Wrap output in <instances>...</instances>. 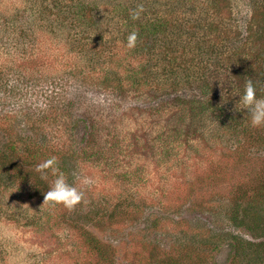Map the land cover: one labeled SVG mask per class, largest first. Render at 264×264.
<instances>
[{"label": "rangeland", "instance_id": "obj_1", "mask_svg": "<svg viewBox=\"0 0 264 264\" xmlns=\"http://www.w3.org/2000/svg\"><path fill=\"white\" fill-rule=\"evenodd\" d=\"M72 1L76 3L78 0H0V37L5 35L7 38L8 29L5 30L4 27L9 24H14L11 28L13 33L16 28L15 19L31 31L32 24L37 26L34 33L38 38H42V35L48 36L51 33L49 20L57 21L58 15L62 18L67 16L66 12L60 11L59 4H69ZM83 1L133 4L137 9L142 6L140 16L143 12H148L152 19L160 15L169 21L170 30L161 44L153 46L155 52L149 53L152 56L145 53L148 56L138 55L134 58L129 52L131 64L139 67V64L149 62L153 73L147 75L145 84H138L130 91L115 93L112 87L107 89L100 84L103 66L99 65L104 62L100 55L94 62L99 66L96 72H92L95 66L91 69L88 67V58L81 59V65L87 67V75H93L88 76V82L74 75V70L62 67L63 62H56L60 63L56 68L40 63L36 69L27 67L24 72L27 73L25 81L34 79L38 83L29 86L34 87V90L28 92L23 105L34 108L37 110L35 114L41 116L57 109L61 118L53 128L61 127L62 131L68 133V138L74 133V129L65 127L64 121L71 123V120H77L79 116H86L88 108L93 111L92 104L96 105L93 116L101 112L111 114L117 108L112 107L118 105L119 112L113 113L105 129L108 136L104 135L112 138L109 134L115 133L112 131L113 127L121 139L128 138L129 134L139 133L138 138L143 139V145L130 143L133 146L130 147V154H121L110 167L103 162L99 166L96 161L99 167L94 169L93 161L89 160L92 153L85 142V128L83 125L77 127L76 138L70 147L77 154L81 153V156L70 165L71 174H66V177L72 179L71 184L84 193L83 200L79 203L81 214H76L77 207L68 209L63 206L66 222H63L64 225L54 224L49 227L44 225V217L30 221L27 219L33 217L40 206L42 212L45 211L47 206L41 205L38 197L27 193L0 192V264H79L83 260L92 264L93 254L81 245L82 234L77 229L79 227L94 234L101 241L100 247L107 245L102 252L96 253L99 254L96 258L100 264H238L236 252L239 245L232 241V236H239L256 244L255 242L264 240V232L251 233L240 229L230 215L231 207L235 197L245 193L247 197H255L252 187L257 176L264 170V156L240 159L228 154L220 157L221 160H216L206 155L210 152V148L206 147L203 158L206 159V166L194 170L189 165L187 168L191 169L190 175L187 171L188 175L181 171L179 179L174 172L171 173L170 162H165L166 156L153 150L152 145L145 140L151 133L159 136L161 131L152 132L157 126L161 130L173 129L169 120V123L165 122L170 117H164L161 124L148 120L145 126H140L143 131L138 129L143 124L142 121L140 124H135L134 121L137 118L141 120V113L135 107L138 102L145 114L158 103L174 104L178 94L177 100L189 99L195 93L198 94L196 87L187 90L188 80L197 82V78L193 79L196 76L194 64L187 56L209 50V44L205 43L208 35L216 34L214 39L223 37L229 42L234 41V36H246L245 29L251 19L254 4L251 0ZM42 19L45 23L41 22ZM5 23L6 26H1ZM62 29L55 30L56 34L51 33L52 41L47 39L43 44L38 43L37 53L40 49L43 52L48 50L52 54L56 52L54 49L65 47L68 42V28ZM123 38L124 35L117 32L107 38L109 41L105 46L113 47L116 51L123 47V52L131 51L136 54L135 49L129 50L125 43L122 44ZM189 43L191 45L188 46ZM6 47L7 49L0 47L4 54L0 67L4 69L3 72L11 74L14 81L16 75L20 76V66L25 62L11 55L14 51L12 52L9 45ZM69 48L73 49L74 45H69ZM120 57L123 58L122 55ZM69 61L79 64L73 58L68 59L70 64ZM178 64L180 67L177 68ZM172 69L176 71L173 72ZM11 85L15 86V83L11 82ZM2 96L1 99L4 98ZM71 99L84 105L83 109L80 111L75 108L73 113L68 111L64 116L63 107ZM16 102H19L18 99L8 100L6 108H0V113L3 110L8 113L13 110L17 113L21 111L19 114L25 113V107L13 106ZM177 109L176 106L172 108L173 115H177ZM122 113L129 116L124 117ZM19 119L25 120L23 117ZM94 135V143L97 144L95 149L99 147L102 150L109 142L101 137V132L96 131ZM151 137L152 140L156 139L152 135ZM198 141L202 143V140ZM138 154L143 157L139 158ZM124 170L136 173L124 174ZM124 175L131 178L124 180ZM249 202H254L250 205L262 214L261 224L264 226V202L255 201V198ZM97 205L104 210L99 212L97 218H93ZM194 231H198L202 238H196L198 233H193ZM206 239L217 245L205 246L202 241ZM249 249L255 247L250 246L247 250Z\"/></svg>", "mask_w": 264, "mask_h": 264}, {"label": "trees", "instance_id": "obj_2", "mask_svg": "<svg viewBox=\"0 0 264 264\" xmlns=\"http://www.w3.org/2000/svg\"><path fill=\"white\" fill-rule=\"evenodd\" d=\"M227 1L225 0V2ZM251 2L254 4V8L251 19L246 25V36H234V41L229 42L223 37L214 39L216 34L208 35L205 43L209 44L210 49L197 54L194 52L187 56L194 64L196 76L193 79L197 78V82L188 80L187 90L196 87L199 90L197 91L198 94L195 93L189 99L177 100L179 99L177 98L178 94L175 96L174 104L169 102H166L169 103L166 105H164L165 102L158 103L155 108L145 112V114L139 106V102L135 105L136 111L141 113V120L137 118L134 123L140 124L142 121L143 124L138 126L140 130V126H145L148 120H155L156 123L161 124L164 117H170L165 122H170L173 129L162 128L161 130L157 126V129L152 132L161 131L159 136L157 133L156 135L151 133L156 139L152 140L149 134L145 140L147 144L152 145L153 150L160 153L161 156H166L165 162H170L169 169L178 178L181 171L190 175L189 170L191 169L187 168L189 165L194 170L206 166V159L203 160L204 148L206 147L210 148L209 154L206 155L216 160H221L220 157L228 154L240 159L254 156L262 158L264 156V127H252L246 110L237 111L235 107L239 99L237 95L243 93L248 80L253 82L257 98H264V0H251ZM130 5L124 3H88L83 0H78L76 3L72 1L69 4L68 2L59 4L60 11L66 12L67 16L62 18L61 15H58L57 21L49 20L48 24L52 34H56L55 30L68 28V42L65 43V47L54 49L56 52L52 54L48 50L43 52L40 49L37 53L38 43L43 44L47 39L52 41L51 33L48 36L42 35V38L40 36L38 38L34 33L37 26L32 24L33 31H31L24 25H20L17 19H15L16 28L13 33L11 28L14 27V24L6 26L7 23H5V25H1L6 26L4 27L5 30L7 28L9 31L6 30L7 38L5 35L0 37V47L7 49L6 45H9L12 52L14 51L11 55L18 57L20 61L25 63L20 66L23 73L18 72L20 76L16 75L14 81H12L13 76L7 72V69V73H5L2 71L4 69L0 67V96H4V98H0V108H6L7 101L10 99H18L19 102L13 103V106L16 108L18 106L20 108L25 107L27 111L19 114L21 111L17 113L16 110H13V112L8 113L3 110V113H0V192L27 193L32 197H38L39 201L42 202L41 205L47 206L43 212L41 206L39 209L37 208V213L33 217H27L29 221L44 217V225H49V227L54 224L64 225L63 222H66L62 204L43 203L45 193L51 187L55 177L48 171L46 178H42L44 174L37 172L36 166L46 159L55 157L57 167L64 173L65 177L66 174H71L70 165L78 161L81 156V153L77 154L70 147L71 142L76 138L75 130L80 125L85 128V142L88 143V148L91 150L92 154L89 160L93 161L94 169H98L99 163L102 162L110 167L117 158L121 157V154H130V147H133L131 144L138 145L137 143H140L143 145V139L138 138L139 133L129 134L128 138L121 139L114 127L112 131L115 133L109 134L113 137L105 136L107 135L105 129L110 117L114 112H119L118 105L112 107L113 109L117 107L113 113L101 112V114H97L100 116L98 117L97 115L93 116L96 105L92 104L93 111L88 108L89 111L86 116H79L77 120H71V123H68V120L64 121L65 127L74 129L70 138H68V133L62 131L61 127L53 128L57 124L56 122H60L61 118L57 109L41 116L35 114L37 110L34 108L26 104L23 105L28 92L34 90V87L29 88V86L38 83L34 79L25 81L24 78H26L25 74L27 73L24 72L27 67L36 69L40 63L56 68L60 65L56 62H63L62 67L74 70V75H78L86 82L92 73L87 75V67L82 66L80 62L82 58H88L90 64L88 67L91 69L95 66L92 72H96L99 66H103L100 84L107 89L112 87L115 93L130 91L132 87L138 84H145L147 75L153 73L154 70L149 67V62L139 64V67L131 64L129 60L132 59L129 52L134 58L138 55L155 52L153 48L164 41L163 37L170 30L169 21L160 15H156V18L152 19L148 12H143L142 16L133 20L130 12L137 8L133 4ZM41 22L45 23L43 19ZM112 28L114 29L112 30ZM108 30H112V33ZM116 31L120 32L121 36L124 35L122 44L125 43L126 45L127 36L133 31L137 33V42L133 48L136 54L131 51L123 52L121 46L118 51L113 47L105 46L109 41L107 38L116 35ZM24 44L26 46H23ZM69 45H74V48L68 49ZM1 50L0 60L4 56ZM99 55L103 59L104 65L102 63L99 66L95 65L94 62ZM149 55L152 56L153 54ZM71 58L78 61L79 64L75 61H69V64L68 59ZM127 62H129L128 65ZM176 67L178 68L180 65L178 64ZM90 69L88 68V72ZM172 70L173 72L176 71L175 69ZM11 82H14L15 86L11 85ZM83 106L77 100L71 99L63 107L64 114L62 115L66 116L68 111L73 113L75 108L81 111ZM174 106L178 107L175 110L178 116L172 114ZM103 110L101 109V111ZM121 115L129 116L125 113ZM36 116L37 119H34ZM21 117L25 120L19 119ZM94 117H96L95 120ZM27 125L28 128L26 129ZM49 128L51 129L48 130ZM96 131L101 132V137H105L109 142L103 146L102 150L99 147L95 149L97 144L94 143V139H96L94 132ZM91 138L93 139L91 140ZM198 140H202V143ZM200 146L202 147L200 148ZM138 155L139 158L143 157L141 154ZM96 161H98L99 166H97ZM122 173L135 175L136 171L124 170ZM260 173L252 187L255 197H247V193L235 197L231 207L232 213H230L233 221L240 229L243 228L251 233L264 232V226L261 224L262 214L250 205L254 202H249L252 198L260 203L264 202V170ZM124 176H126L124 180L129 177V175ZM66 179L71 184L72 179L67 177ZM76 207V214H81L80 205L77 204L74 208ZM101 210L104 209L99 205L95 206L96 215L93 218H97ZM60 217L63 219L61 220ZM72 217L74 219V215ZM91 223L89 222V224ZM79 228L77 229L82 234L81 245L93 254L92 259L94 261L92 264H100L99 259H97L99 254L96 253L97 251L102 252L107 245L100 247L101 241L94 234L89 233L83 227ZM193 233H198V231ZM203 237L206 236L203 235ZM196 238L200 239L202 235L198 233ZM232 239L239 245L236 252L238 264H264V240L252 244L239 236L233 235ZM202 242L207 247L217 245L207 239ZM250 246L255 247V249L247 250ZM100 261L102 262L103 258ZM79 264L88 263L83 260V263Z\"/></svg>", "mask_w": 264, "mask_h": 264}, {"label": "clouds", "instance_id": "obj_3", "mask_svg": "<svg viewBox=\"0 0 264 264\" xmlns=\"http://www.w3.org/2000/svg\"><path fill=\"white\" fill-rule=\"evenodd\" d=\"M143 11L142 6L130 12L133 20L139 18ZM137 42V33L131 32L127 36V47L134 48ZM236 102V110H246L250 124L252 127H264V98H257L256 88L251 80L246 82L242 94ZM36 171L44 174L42 178H46L47 172L50 171L55 177L49 190L45 193L43 203L52 202L54 204H62L68 209L74 208L83 200L84 193L77 189V187L69 184L63 172L57 167V160L55 157L46 159L36 166Z\"/></svg>", "mask_w": 264, "mask_h": 264}]
</instances>
